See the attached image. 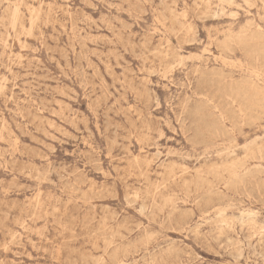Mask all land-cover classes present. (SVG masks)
Here are the masks:
<instances>
[{
    "label": "rangeland",
    "instance_id": "374dc122",
    "mask_svg": "<svg viewBox=\"0 0 264 264\" xmlns=\"http://www.w3.org/2000/svg\"><path fill=\"white\" fill-rule=\"evenodd\" d=\"M0 264H264V0H0Z\"/></svg>",
    "mask_w": 264,
    "mask_h": 264
}]
</instances>
